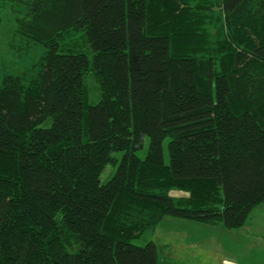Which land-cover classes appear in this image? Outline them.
<instances>
[{"label":"trees","instance_id":"trees-1","mask_svg":"<svg viewBox=\"0 0 264 264\" xmlns=\"http://www.w3.org/2000/svg\"><path fill=\"white\" fill-rule=\"evenodd\" d=\"M5 8L43 53L0 80V264H160L131 241L164 218L234 231L264 203V0Z\"/></svg>","mask_w":264,"mask_h":264},{"label":"rangeland","instance_id":"rangeland-1","mask_svg":"<svg viewBox=\"0 0 264 264\" xmlns=\"http://www.w3.org/2000/svg\"><path fill=\"white\" fill-rule=\"evenodd\" d=\"M1 23H0V80L4 74H19L27 69H29L42 55L43 47L28 42L24 39H21L15 33V24L13 22V16L9 8H5L0 12ZM87 51L85 53L88 57H91L90 52L88 51V45H86ZM85 77V85L90 89L87 97V105H94L97 103L99 93L94 92V84L91 83V79ZM169 139H165L162 143L163 151V161L165 164H168V152H167V143ZM149 140L146 139L143 145V148L136 153L140 159H144L148 150ZM118 158L119 155H118ZM114 167L110 165L107 166L104 172L101 175V182H106L110 175L114 172ZM166 219V218H165ZM160 224L158 230L152 232H146L138 239L131 241L133 245L143 247L148 242L157 241L163 244L165 241L166 231H172L179 229L177 225H165L166 220ZM257 225V226H256ZM262 230H257V228ZM177 227V228H175ZM244 227H246L244 229ZM243 231L247 232L246 235L238 237V239L228 245L225 248H219L218 251H214L211 254H205L207 259L205 260L206 264H221L223 259V254L228 252V255L231 257H236L237 260L242 261L244 264H264V204L257 206L249 214L245 225L243 226ZM251 233L253 234L251 237ZM258 234L262 238H258L255 246H251L248 243L250 238L256 240V235ZM173 241V240H172ZM233 244V245H232ZM253 247V248H252Z\"/></svg>","mask_w":264,"mask_h":264},{"label":"crops","instance_id":"crops-1","mask_svg":"<svg viewBox=\"0 0 264 264\" xmlns=\"http://www.w3.org/2000/svg\"><path fill=\"white\" fill-rule=\"evenodd\" d=\"M165 220L164 227L172 224L180 228L177 230L173 229L169 232L166 231L163 244L153 241L159 250L163 251L160 264H206L205 260L207 257L205 254L208 255L214 251L219 252V248L228 247L230 243L236 241L242 235H246V238L248 237V233L243 231L246 227L244 229L241 227L238 230L229 231L221 226L201 224L181 219L166 218ZM160 224L155 230L159 229ZM257 230L262 229L259 226ZM252 235L251 233V237H253ZM254 236L257 237L256 240L254 238L248 240L251 246H255L258 238H262L258 234ZM222 256L221 264H244L242 261L237 260L236 257L229 256L228 252H225Z\"/></svg>","mask_w":264,"mask_h":264}]
</instances>
